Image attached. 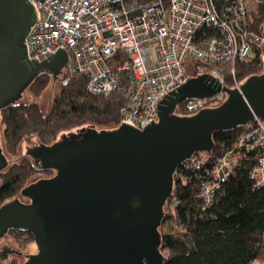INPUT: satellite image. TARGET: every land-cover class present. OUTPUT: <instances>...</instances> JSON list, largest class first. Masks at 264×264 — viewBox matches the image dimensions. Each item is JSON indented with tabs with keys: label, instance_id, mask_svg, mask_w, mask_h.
Here are the masks:
<instances>
[{
	"label": "water",
	"instance_id": "water-1",
	"mask_svg": "<svg viewBox=\"0 0 264 264\" xmlns=\"http://www.w3.org/2000/svg\"><path fill=\"white\" fill-rule=\"evenodd\" d=\"M35 19L29 0H0V120L3 107L20 98L48 113L60 91L63 49L42 61L27 59L24 40ZM41 72L52 78L33 99L25 89ZM183 80L159 99L157 116L142 129L82 126L50 145L30 134L12 156L0 137V171L25 155L38 170L53 172L0 206V263L14 254L19 264H164L159 229L177 167L196 153L210 154L215 131L264 121V70L248 76L240 89L207 73ZM220 91L227 97L214 108L192 116L173 113L183 100ZM11 229L28 231L33 242L18 250L7 235Z\"/></svg>",
	"mask_w": 264,
	"mask_h": 264
},
{
	"label": "built area",
	"instance_id": "built-area-1",
	"mask_svg": "<svg viewBox=\"0 0 264 264\" xmlns=\"http://www.w3.org/2000/svg\"><path fill=\"white\" fill-rule=\"evenodd\" d=\"M247 1L29 0L36 21L24 40L27 59L42 61L63 49V83L83 75L90 95L117 91L125 99L119 125L142 129L157 116L159 99L184 78L207 73L225 85L210 67L243 62L253 50L263 62L264 25L250 29ZM234 76L232 70V88L240 89L242 82ZM226 97L220 91L210 98L186 99L183 112L177 105L173 113L192 116ZM253 121L238 126L242 130L234 145L214 159L199 194L204 207L212 203L220 181L247 157L253 159L249 176L255 186H264V121ZM193 159L183 164L193 166Z\"/></svg>",
	"mask_w": 264,
	"mask_h": 264
},
{
	"label": "trees",
	"instance_id": "trees-1",
	"mask_svg": "<svg viewBox=\"0 0 264 264\" xmlns=\"http://www.w3.org/2000/svg\"><path fill=\"white\" fill-rule=\"evenodd\" d=\"M247 11L250 29L258 31L264 25V0H248ZM263 67L260 56L253 50L243 62L210 68L219 71L225 78V85L232 88V70L234 77L242 80L262 72ZM51 78L50 74L41 72L25 91L37 98ZM124 103V97L117 91L107 97L90 95L86 90V78L80 75L62 83L48 113H44L38 104L24 103L21 98L5 105L1 110L0 137L6 153L12 156L30 134L50 145L62 133L82 126L115 129ZM183 103L181 101L178 105L179 112H183ZM241 130L242 127L215 131L212 137L214 148L210 154L196 153L193 155L195 165L177 167L173 175L172 196L163 207L161 224L169 219L177 226L175 232L160 233L166 257L164 264H251L254 260L264 261V186H255L249 176L252 158L247 157L229 173L228 178L220 181L207 208L199 197L207 173L214 168V159L234 145ZM40 172L52 173L38 170L27 156L1 170L0 206L16 198L30 183V178ZM7 234L19 248L33 240L26 230L11 229Z\"/></svg>",
	"mask_w": 264,
	"mask_h": 264
},
{
	"label": "rangeland",
	"instance_id": "rangeland-1",
	"mask_svg": "<svg viewBox=\"0 0 264 264\" xmlns=\"http://www.w3.org/2000/svg\"><path fill=\"white\" fill-rule=\"evenodd\" d=\"M214 69V68H213ZM216 70V69H215ZM264 70V67L262 68V71ZM187 76H190V72H188L187 74H186ZM221 78H223V77H221ZM247 78V77H246ZM246 78L245 79H242V80H239V79H237L236 78V80L237 81H245L246 80ZM56 82H60V85H61V87H62V83H63V81L60 79V78H58V80H56ZM242 82V83H243ZM224 84H225V78H224ZM232 84V83H231ZM61 87H60V89H61ZM26 92H27V90H26ZM41 94V93H40ZM40 94H39V96H40ZM57 95V94H56ZM56 95H55V97H56ZM31 96V95H30ZM32 97V96H31ZM54 97V98H55ZM33 99H37L38 98V96H37V98H34V97H32ZM183 105H184V103L181 105V109H183ZM42 143V142H41ZM16 155H17V153H16ZM22 157H25V155L24 156H20L19 158H17V159H15V160H13V161H11V164L12 163H14V162H16V161H18V159H20V158H22ZM53 173V172H52ZM51 173V174H52ZM51 174H45V173H43V172H40V173H36V174H34L31 178H30V181L31 180H33V179H36V178H40V177H43V176H51ZM29 181V182H30ZM17 197V196H16ZM163 226H161V228H160V233H162V232H164V231H171V232H175L176 231V229H177V226H176V224H174L173 223V220H169V219H166L165 221H164V224H162ZM12 240H13V238L11 237V235H9V234H7ZM14 241V240H13ZM32 242H33V240H32ZM32 242H30V243H32ZM15 243V242H14ZM29 244V243H28ZM15 245H16V248L18 249V250H23L24 249V247H22V248H19L18 247V245L15 243ZM163 253H165V251H163ZM0 264H19V259L17 258V256L16 255H14V254H12L11 255V257H10V259L7 261V262H3V263H0ZM251 264H264V261H259V260H254Z\"/></svg>",
	"mask_w": 264,
	"mask_h": 264
},
{
	"label": "flooded vegetation",
	"instance_id": "flooded-vegetation-1",
	"mask_svg": "<svg viewBox=\"0 0 264 264\" xmlns=\"http://www.w3.org/2000/svg\"><path fill=\"white\" fill-rule=\"evenodd\" d=\"M2 246V245H1ZM1 246H0V248H1ZM11 249V248H10ZM11 250H13V249H11ZM10 254V253H9ZM8 257V256H7Z\"/></svg>",
	"mask_w": 264,
	"mask_h": 264
}]
</instances>
